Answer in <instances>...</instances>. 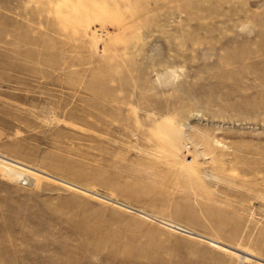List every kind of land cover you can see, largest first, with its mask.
I'll list each match as a JSON object with an SVG mask.
<instances>
[{"label": "rangeland", "instance_id": "1", "mask_svg": "<svg viewBox=\"0 0 264 264\" xmlns=\"http://www.w3.org/2000/svg\"><path fill=\"white\" fill-rule=\"evenodd\" d=\"M59 1L0 0V264H264V0Z\"/></svg>", "mask_w": 264, "mask_h": 264}, {"label": "bare ground", "instance_id": "2", "mask_svg": "<svg viewBox=\"0 0 264 264\" xmlns=\"http://www.w3.org/2000/svg\"><path fill=\"white\" fill-rule=\"evenodd\" d=\"M51 1H52V3H53V0H40V5H41V8L39 7V9L41 10V12H44L45 11V9H48L47 7H49L48 5L51 3ZM59 1V0H58ZM75 1H80L82 4H85V5H90V4H94V3H99L103 8H106V7H109V6H111V3H112V0H60L59 2H61V3H63V4H67V3H69V2H71V3H73V2H75ZM149 1H153L155 4L158 2V1H155V0H117V6H118V4L120 5L121 3L122 4H126L127 6H130V7H133L134 9H135V11H141V13L143 12L144 13V15H143V18H141L140 17V15H135L134 16V19L135 20H142V19H144L145 18V14L147 15V12H148V9L150 8L148 5L150 4L149 3ZM178 2H179V0H177ZM191 2V1H190ZM189 2V3H190ZM193 2V1H192ZM188 3V2H186L185 0H183L180 4V6H182V8H184V9H186L187 7H194L193 6V3ZM196 2H202L201 0H196ZM195 3V2H194ZM157 5V4H156ZM204 6V5H203ZM149 7V8H148ZM51 8H52V6H51ZM57 9H59V8H57ZM38 10V9H37ZM49 10V9H48ZM149 12H151V10L149 11ZM148 12V13H149ZM43 16V15H42ZM56 18H54L53 20H49L50 22H48V23H46V25L47 24H51L52 25V27H53V31L55 30V31H57L58 29L57 28H59V30H61L62 29V27H64V28H66L65 26H70V25H76V24H78L79 23V21H78V19L74 16H69V17H67V18H64L63 17V15H62V12L60 11V10H58L57 12H56ZM49 18V17H48ZM45 19V18H44ZM48 21V20H47ZM46 21V22H47ZM80 24V23H79ZM41 25H43V26H45L44 24H41ZM50 27V26H49ZM79 27V26H78ZM79 30V29H78ZM63 30H61V32H62ZM64 31H66V29L64 30ZM63 31V32H64ZM68 32H72V30L71 31H68ZM74 32V31H73ZM72 32V33H73ZM71 33V34H72ZM60 34V33H59ZM63 34H65V33H63ZM62 34V35H63ZM69 34V33H68ZM75 33H73V35H74ZM61 35V34H60ZM65 35H67V34H65ZM83 48V47H82ZM76 49V48H75ZM106 62H108V61H106ZM105 62V63H106ZM72 63V62H71ZM74 63V62H73ZM104 64V63H103ZM101 65V67H100V75H101V78H104V79H102V80H105V78L107 79V77H108V79H110L111 77L110 76H112V75H107V77L106 76H104V75H102L104 72H102V66H104V65ZM107 65H105V67H106ZM103 70H104V67H103ZM99 70H97V72H98ZM101 72H102V74H101ZM106 72H108L107 70H105V73L104 74H107ZM109 73V72H108ZM97 75H98V73H97ZM95 80L96 81H98V79H96L95 78ZM99 82V81H98ZM100 82H101V80H100ZM99 82V83H100ZM105 82H106V80H105ZM73 83V82H72ZM102 83H104V82H102ZM94 84V83H93ZM94 85H96V83L94 84ZM92 87H95V86H92ZM104 88V87H103ZM104 90V89H103ZM102 89H100V88H95V96L96 97H99L98 99H103L102 97H106V98H110V100L112 99V97L110 96V94H108L106 91H103ZM102 96V97H101ZM108 100V99H107ZM104 101V100H103ZM149 126H151V125H149ZM149 128V130L151 129V133H149V134H147L148 136H147V138H148V140H150V142L154 145H159L160 144V146H163V144H165V142H168L169 140H167V141H165L164 139L162 140H160L158 137H159V135H157L156 134V132H159V131H162V129L161 128H154L153 126H151V127H148ZM147 133V132H146ZM207 140L205 141V142H203L202 143V145H203V147H204V152H205V154H209V155H211V159H212V161L214 162V163H216V162H218V161H220V148L218 147V144H220V141H218L217 139H215L214 140V138L212 139L211 137H209V138H206ZM168 145H170V143L168 144ZM168 145H167V147L165 148L166 149V151H169L170 150V148L168 147ZM216 169H217V167H216ZM195 181L197 182H200V179L199 178H196L195 179ZM173 221L172 220H169L168 221V223H172Z\"/></svg>", "mask_w": 264, "mask_h": 264}]
</instances>
